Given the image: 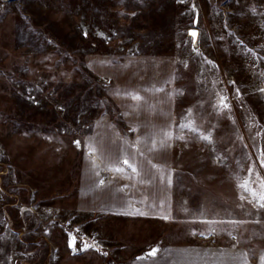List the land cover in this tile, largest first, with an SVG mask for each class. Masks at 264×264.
I'll return each instance as SVG.
<instances>
[{"label":"rangeland","instance_id":"obj_1","mask_svg":"<svg viewBox=\"0 0 264 264\" xmlns=\"http://www.w3.org/2000/svg\"><path fill=\"white\" fill-rule=\"evenodd\" d=\"M131 53L175 64L170 207L134 219L82 197V138L116 113L86 58ZM262 160L264 0H0V264H128L189 234L264 249Z\"/></svg>","mask_w":264,"mask_h":264},{"label":"crops","instance_id":"obj_2","mask_svg":"<svg viewBox=\"0 0 264 264\" xmlns=\"http://www.w3.org/2000/svg\"><path fill=\"white\" fill-rule=\"evenodd\" d=\"M86 60L97 77L110 78L106 91L116 113L114 117L100 114L82 138L83 203L91 206L99 198L98 207L104 212L133 219L134 212H167L174 145V60L168 54L139 53L117 59L88 55ZM137 93L139 98L134 99ZM130 229L134 231V223ZM221 241L212 234L159 240L150 245L156 249L154 255L148 249L128 264H264L260 259L264 249L252 253L230 238Z\"/></svg>","mask_w":264,"mask_h":264},{"label":"snow or ice","instance_id":"obj_3","mask_svg":"<svg viewBox=\"0 0 264 264\" xmlns=\"http://www.w3.org/2000/svg\"><path fill=\"white\" fill-rule=\"evenodd\" d=\"M133 15H134V14H133ZM189 31L191 32L193 38H195V36H196V34H197V33H196V30H195V29H189ZM133 98H134V99H138V98H139V94H138V93L135 94V95L133 96ZM219 103L222 104L224 107H227V104L224 102L223 97L220 98ZM167 135H170V133H165V136H167ZM205 138H206V139H211L210 136H206ZM161 142L163 143V141H161ZM75 143L78 144L79 142H78V141H75ZM153 146L155 147V141H153ZM124 163L127 164V163H129V162H128L127 159H125ZM261 163L264 164V160H262ZM132 167H133V170L135 171V165H133ZM249 171H251V169H249ZM102 182H103V181H101V183H102ZM245 186L247 187V183H246V182H245ZM261 189H262V190L258 193V195H259V200L257 201V203L260 204L261 207H264V204H261V201H264V181H261ZM249 191H251V192L253 193V195H257V192H256L255 189H251V188H250ZM243 198H244V197H241V199H243ZM165 218L167 219V217H165ZM197 218H198V217H197ZM213 230H214V229H213ZM193 231H195V229H193ZM74 239H75V237H73V238H71V239L69 240V245H71V244L73 243ZM83 246H84V247H88L87 244H85V245H83ZM93 246H95V245H93ZM150 251H151V253L154 255L155 252H156V249H155V248H152V249H150ZM260 259H261L262 262H264V254L261 255Z\"/></svg>","mask_w":264,"mask_h":264},{"label":"built area","instance_id":"obj_4","mask_svg":"<svg viewBox=\"0 0 264 264\" xmlns=\"http://www.w3.org/2000/svg\"><path fill=\"white\" fill-rule=\"evenodd\" d=\"M74 236H72L71 238H73ZM75 241H76V239H74V241H73V243L71 244V245H74L75 244Z\"/></svg>","mask_w":264,"mask_h":264},{"label":"water","instance_id":"obj_5","mask_svg":"<svg viewBox=\"0 0 264 264\" xmlns=\"http://www.w3.org/2000/svg\"><path fill=\"white\" fill-rule=\"evenodd\" d=\"M191 33V32H190Z\"/></svg>","mask_w":264,"mask_h":264}]
</instances>
